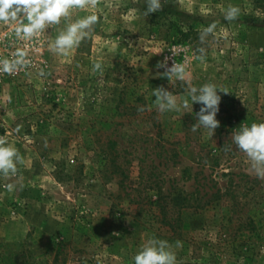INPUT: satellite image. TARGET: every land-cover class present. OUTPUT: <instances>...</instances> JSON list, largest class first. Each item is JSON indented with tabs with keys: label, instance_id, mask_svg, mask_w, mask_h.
<instances>
[{
	"label": "rangeland",
	"instance_id": "374dc122",
	"mask_svg": "<svg viewBox=\"0 0 264 264\" xmlns=\"http://www.w3.org/2000/svg\"><path fill=\"white\" fill-rule=\"evenodd\" d=\"M229 5L241 8L237 21L224 19ZM146 8L101 0L74 11L100 19L68 56L49 50L63 21L28 41L0 23V59L24 49L31 62L0 72V136L23 157L16 176H0V264H133L152 237L179 264H264V179L232 140L264 122V0H168L144 17ZM165 57L186 65L187 82L162 76ZM189 83L229 92H218L211 137L191 131L201 104L160 113L154 103L160 86L182 103Z\"/></svg>",
	"mask_w": 264,
	"mask_h": 264
},
{
	"label": "clouds",
	"instance_id": "9594fccd",
	"mask_svg": "<svg viewBox=\"0 0 264 264\" xmlns=\"http://www.w3.org/2000/svg\"><path fill=\"white\" fill-rule=\"evenodd\" d=\"M101 0H0V23L14 25L15 36L21 40H32L45 32L47 28H55L64 22V27L59 30L54 41L49 45V50L55 54L68 56L71 51L87 38L94 26L99 22L96 14L84 15L73 20L72 16L76 10H87L96 8ZM139 3L140 0H133ZM147 5L143 16L160 11L163 3L168 0H144ZM241 15V8L229 5L224 12V19L232 22L237 21ZM217 22L210 23L199 32V41L203 45L207 38L215 34ZM200 55L197 59L203 61L206 56V49L200 47L197 50ZM28 52L24 49H17L13 59H0V72L13 74L14 72L26 68L31 62L27 59ZM168 57L157 63V69L163 68L162 76L169 81L176 79L181 82L188 81V72L185 64L173 61L168 66ZM93 72H103L102 62H94ZM187 96L178 103V98L163 86L152 90L155 96L154 103L160 113L167 111H179L183 109L192 111V105L199 103L202 105L196 114L197 122L192 125L191 131L196 132L199 128L208 131L209 136L213 135L220 122L216 116L219 112L221 96L218 92L228 94L227 89H218L214 83H205L200 87L188 84L186 88ZM143 111V109H141ZM20 131L19 127L16 129ZM233 144L237 149L246 154L250 172L259 179H264V122L252 123L250 126L241 125L239 131L232 137ZM225 152H230L231 147H226ZM23 163V157L19 150L10 145L5 136H0V176L5 178L14 177L18 173V164ZM16 184L7 185L9 192L14 191ZM182 242H175L176 248H182ZM133 264H179L173 246L163 239L155 237L149 238L132 258Z\"/></svg>",
	"mask_w": 264,
	"mask_h": 264
},
{
	"label": "trees",
	"instance_id": "16d2710c",
	"mask_svg": "<svg viewBox=\"0 0 264 264\" xmlns=\"http://www.w3.org/2000/svg\"><path fill=\"white\" fill-rule=\"evenodd\" d=\"M217 194H219V193H215L214 196L211 197V198H216V199H218V198H220L222 195H224L225 192L221 193V196H219V195H217ZM211 198L208 199V200H205V201L202 202L201 204H198L197 209H198V208H203L205 205H209V204H211V202H212V199H211ZM160 213H161V211H160ZM162 214H163V213H162Z\"/></svg>",
	"mask_w": 264,
	"mask_h": 264
}]
</instances>
